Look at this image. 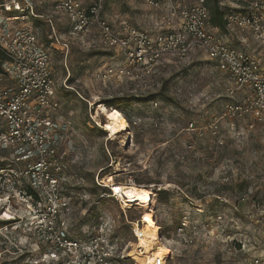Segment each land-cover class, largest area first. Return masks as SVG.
Listing matches in <instances>:
<instances>
[{"label": "rangeland", "instance_id": "obj_1", "mask_svg": "<svg viewBox=\"0 0 264 264\" xmlns=\"http://www.w3.org/2000/svg\"><path fill=\"white\" fill-rule=\"evenodd\" d=\"M158 1L159 6L148 0H104V14L155 31L158 17L172 3L192 0ZM249 1L223 0L234 8ZM52 3L39 0L38 12L53 17L58 33L70 40L68 52L51 37L45 18L31 20L51 54L61 104L54 115L67 125L61 149L68 165L64 184L87 195L73 201L66 214L71 235L88 239L110 221L112 232L107 235L115 239L120 264H141L146 256L136 250L129 220L147 217L145 231L154 219L148 213L152 210L164 235L162 240L158 235L157 242L168 251L166 264L264 259V121L249 128L246 121L224 115L226 86L234 83L229 75L195 49L185 57L166 56L155 73L146 74L145 82H105L97 69L119 61V52L108 48L96 31L84 38L69 37L68 17L55 12ZM231 31L218 33L264 64V46L247 32ZM101 104L118 108L127 119V130L111 136L104 129L108 119L99 111ZM6 164L16 163L0 150V165ZM116 183L150 188L152 202L147 208L138 201L125 204L114 192ZM184 215L190 223L180 232ZM32 222L26 206L14 201L0 205V264H67L61 255L44 254L48 247Z\"/></svg>", "mask_w": 264, "mask_h": 264}, {"label": "built area", "instance_id": "obj_2", "mask_svg": "<svg viewBox=\"0 0 264 264\" xmlns=\"http://www.w3.org/2000/svg\"><path fill=\"white\" fill-rule=\"evenodd\" d=\"M38 2L0 0V50L5 56L0 63V150L7 151L16 163L0 165V205L14 201L28 208L35 232L48 247L45 255H61L67 259V264H120L115 239L107 235L112 232L110 221L84 240L69 231L66 214L73 201H83L87 195L65 187L68 165L61 149L67 125L54 115L61 104L51 54L31 18H45L51 27V37L67 52L70 40L58 33L50 14L38 12ZM52 2L55 12H63L68 17L69 37L84 38L96 31L108 48L121 55L119 61L97 69L101 80L112 82L127 78L145 82L146 74L155 73L166 56L185 57L200 49L234 82L226 86L229 100L224 105V115L233 121H246L249 128L263 123L264 64L255 55L222 38L210 23L206 0L172 3L158 17L155 31L130 19L121 18L118 22L108 19L104 14V0ZM148 2L159 6L158 0ZM226 19L228 30L250 32L253 39L264 46V0H250L243 7L230 9ZM239 94L242 96L237 98ZM190 127L196 129L193 122ZM148 213L154 217L162 240L164 235L158 217L152 210ZM146 219L144 216L129 220L136 250L152 256L150 263L141 264H166L167 258L153 255V250L148 252L141 243L146 235ZM189 221L184 215L178 231L184 232ZM185 239L194 241L193 237ZM246 264H264V259L253 256Z\"/></svg>", "mask_w": 264, "mask_h": 264}, {"label": "bare ground", "instance_id": "obj_3", "mask_svg": "<svg viewBox=\"0 0 264 264\" xmlns=\"http://www.w3.org/2000/svg\"><path fill=\"white\" fill-rule=\"evenodd\" d=\"M99 111L103 112L108 119L107 122L103 124L104 129H106L111 136L114 137V134L127 130V119L124 118V115L118 108H109L106 104H101ZM113 189L122 197L124 201H126V203L129 201H138V203H140L143 207L147 208L150 202H152L151 200L153 198V191L145 186H140L137 184L124 185L122 183H116ZM148 223V228L144 231L146 235L141 240L142 245L148 252L152 249L153 255L166 256L168 252L166 247L163 244L157 242L158 228L154 219L150 218ZM151 260L152 256L149 257L147 255L145 257V261H148V263H150Z\"/></svg>", "mask_w": 264, "mask_h": 264}, {"label": "trees", "instance_id": "obj_4", "mask_svg": "<svg viewBox=\"0 0 264 264\" xmlns=\"http://www.w3.org/2000/svg\"><path fill=\"white\" fill-rule=\"evenodd\" d=\"M210 12V23L212 26L216 27L219 31L227 33L228 21L226 19V14L228 10L233 9L230 5L225 6L223 0H206ZM4 55L0 50V63L4 59ZM106 190L110 191V188L105 187ZM112 192V191H110Z\"/></svg>", "mask_w": 264, "mask_h": 264}, {"label": "crops", "instance_id": "obj_5", "mask_svg": "<svg viewBox=\"0 0 264 264\" xmlns=\"http://www.w3.org/2000/svg\"><path fill=\"white\" fill-rule=\"evenodd\" d=\"M239 7H240V6H239ZM237 8H238V7H237ZM229 33H232L231 29H230V30L227 29V33H226V35L229 34ZM247 33L251 34L250 32H247ZM251 36H252V35H251ZM241 40H243V41L246 40L245 35H244V36H243V35L241 36ZM229 43H230V42H229ZM230 44L233 45L232 43H230ZM233 46H234V45H233ZM235 47H236V46H235ZM236 48H237V47H236ZM238 49H241V48L238 47ZM241 50H243V49H241ZM244 50H245V49H244ZM244 50H243V51H244ZM245 51H247V50H245ZM247 52H249V51H247Z\"/></svg>", "mask_w": 264, "mask_h": 264}]
</instances>
